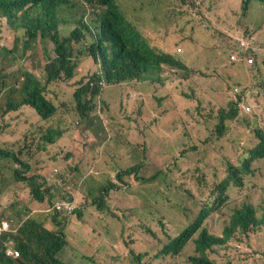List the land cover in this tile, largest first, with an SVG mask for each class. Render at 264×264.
Masks as SVG:
<instances>
[{
	"label": "rangeland",
	"instance_id": "374dc122",
	"mask_svg": "<svg viewBox=\"0 0 264 264\" xmlns=\"http://www.w3.org/2000/svg\"><path fill=\"white\" fill-rule=\"evenodd\" d=\"M116 1L125 19L147 34L151 43L180 42L182 51L175 57L186 69L161 65L159 75L149 72L139 82L131 79L114 87L106 69L89 57L92 41L81 32L82 43H73L77 63L74 78L50 86L57 102L53 116L39 121L33 108L22 106L2 118L7 103L18 105L22 101L17 87L23 80L38 78L46 85L45 67L56 68V55L54 44L40 33L28 36V24L42 16L43 9L29 10L26 23L21 26L20 22L17 29L0 26V149L13 152L30 165L27 170L13 158L0 156V224L8 225L7 232L17 233L14 229L27 219L28 212H36L34 218L39 212L40 217L46 216L50 210L47 196L42 203L33 197L39 185L50 188L46 195L51 200L52 194L72 192L76 204H83L85 197L78 191L82 183L86 187L99 184L97 188L103 192L111 184L115 188L105 193L109 211L90 205L85 224L71 219L64 231L69 241L66 249L71 250L74 242L83 245L88 256L101 249L104 255L94 253L95 257L87 256L83 264H108L117 248L108 228L125 246L124 251L143 250L147 264H187L192 242L178 258L162 255L163 259L155 260L154 255L193 222L200 209L216 206L213 202L218 196L222 206L203 224L216 236H221L232 211L245 204L254 207L256 220L264 218V159L253 161L249 172L242 169L243 160L260 142L257 131L264 130V3L255 1L242 10L243 0ZM82 17L87 21L95 18L84 4L60 8L57 22L76 23L61 24V35L70 37ZM240 42L253 46L252 66L229 61ZM96 84L101 91L92 101L93 111L80 115L67 97L82 86ZM240 86L249 87L254 106L242 107L239 100L231 103L236 101L232 99ZM229 105L240 111L233 114ZM246 106L249 111H245ZM220 112L230 114L224 117L222 127ZM177 139L186 144L182 153L168 154V147ZM140 159L144 164L134 174L125 175ZM176 159L178 166H173ZM75 166L79 172L72 171ZM16 170L26 180L16 179ZM173 171L178 176L175 180L169 175ZM231 171L241 181L229 179L224 190L216 189ZM156 174L164 190L180 187L179 201L174 200L173 191L167 193L179 207L164 202L166 194L157 195L155 207L145 206L144 182L140 180ZM141 200L145 205L140 206ZM26 205L29 209L24 211ZM15 211L17 215L10 214ZM43 226V233L57 230V225L48 221ZM121 257L122 264H132L124 252ZM210 259L215 264H264V224L253 227L248 238L235 233L225 245L213 248Z\"/></svg>",
	"mask_w": 264,
	"mask_h": 264
},
{
	"label": "trees",
	"instance_id": "16d2710c",
	"mask_svg": "<svg viewBox=\"0 0 264 264\" xmlns=\"http://www.w3.org/2000/svg\"><path fill=\"white\" fill-rule=\"evenodd\" d=\"M255 1L264 3V0H243L241 9L245 10L249 4ZM75 3L87 6L95 18L87 21L85 17H82L79 21V28L74 30L70 37L65 38L61 35L59 26L61 24L67 25L68 23L57 22L55 16L59 14L60 8L71 7ZM31 9H43L44 14L40 17L38 16L28 24V36L29 38H34L40 33L44 39L54 44L56 68L45 67L47 86L43 85L38 78L31 79V77H28L26 80H23L22 84L17 87V90L21 89L20 95H22V101L18 105L11 102L7 103L2 111V118H5L9 112L20 111L22 106L33 108L39 117V121H48L53 116L57 111V102L53 96V89L50 86L55 81H67L74 78L73 72L77 67V63L74 62L73 43H82L81 32L86 33L87 39L92 41L89 47V57L93 59L94 63L100 64L106 69L107 78L113 83L131 79L140 80L142 75L149 72H154L153 75H159L161 65H168L176 69H186L175 57L177 54L176 48H179L180 52L182 51V44L180 42L170 43L163 41L158 44L151 43L149 37H145L141 31L137 30L135 26L125 19L119 10L116 0H0V14L16 17L18 13H22L18 20L22 22L21 26L26 23L28 12ZM15 22L13 20L12 23ZM0 26L6 27L2 20H0ZM173 48H175L174 52H172ZM97 79L100 80L101 78L98 77ZM245 89L246 87L240 88L243 98L248 100L251 106H254V96L251 97L249 94H245ZM99 91L96 85H86L67 98L71 99L70 104L76 107L77 113L83 115L93 111L92 101ZM228 107L235 114L236 109L231 105ZM229 115L220 112L219 127H222L224 117ZM52 131L50 129V132ZM257 135L260 136L259 144L250 151V154L242 163V169L245 172H249V166L253 161L264 159V131H257ZM221 136H217L216 134L217 139H220ZM184 146L186 144L182 143V140L177 139L174 145L168 147V154L171 152H181ZM183 155L179 156L180 164L183 163ZM0 156L13 158L27 170L30 169L28 163L22 161L11 151L0 149ZM176 163L177 159L172 162V165L178 166ZM143 164L144 159H140L135 164L136 168L131 165V168L125 171V175L134 174ZM74 170L79 172L77 166L72 168V171ZM167 170L169 171V168ZM181 174L184 175L182 172ZM83 175L84 178H90L86 174ZM169 175L172 180L178 177L176 171L169 173ZM15 178L26 180L18 170L15 171ZM229 179L236 183L241 181V178H236V172L231 171L224 182L216 186V189L224 190ZM87 180L85 179V181ZM140 182H144L142 200L146 204L141 200L140 206L155 207L158 194H166L164 202L171 203L174 207L180 206L173 203L167 196V193L173 191L175 193L174 200L179 201L181 195L179 192L180 187L179 189L175 187L174 189L164 190L163 183L159 181L157 174L153 175L150 179L140 180ZM61 187L64 188L63 184H61ZM97 187L101 186L98 184L96 187H86L83 183L78 186V191L83 192V197L86 200L83 204H76L72 192H65L64 194L61 192L59 196L52 194L54 199L51 200L50 195H46V192H50V188H44V185H39L35 188L33 190L35 196L33 197L36 201L42 203L46 196L49 201L50 210H48L46 216L43 215L44 218L49 224L53 226L56 224L58 228L55 232L43 233L45 227L43 226L44 220H40V212L37 213L36 218L32 216L36 212H28L27 219L22 221L18 228L14 229V231H18L17 233L8 232L0 237V264H83V260L88 256L89 252L86 254L84 249H82L83 245L78 244V242L70 244L72 249L67 250L69 241L64 231L67 229V224L70 223L71 219H76L85 224L87 215L90 212L88 208L90 205L98 207L102 211H109V207L106 205L107 198H105V193L109 191L110 194V190L114 189L115 186L109 184L104 192L103 188ZM59 201L65 202L62 204L63 207L58 204ZM213 203H216V206L203 207L199 210L193 222L180 231L177 237L167 245L166 252H172V254L176 255L183 250L188 242H192L193 249L190 254H193V256L188 258L190 264H215L210 259V254H212L214 247L225 245L235 233H240L243 237L248 238L253 227H259L264 224V218L256 220L254 207L245 204L242 208L232 211L221 236H216L203 227L209 215L222 206L223 200L220 202L218 196ZM160 207L164 208V205H160ZM28 209L29 206L26 205L24 211ZM10 214L17 215V212L15 211ZM146 230L150 231L149 228ZM150 232L155 236V233ZM194 235H196L195 238H193ZM10 241L15 242V250L20 253L18 258L6 254ZM95 251V253L100 252L98 249ZM142 251L138 253L135 248H130L128 255L133 256L134 261L135 259L137 260V264H141L140 254ZM88 257L94 258L95 254L93 253ZM122 263L123 261L120 264Z\"/></svg>",
	"mask_w": 264,
	"mask_h": 264
},
{
	"label": "clouds",
	"instance_id": "9594fccd",
	"mask_svg": "<svg viewBox=\"0 0 264 264\" xmlns=\"http://www.w3.org/2000/svg\"><path fill=\"white\" fill-rule=\"evenodd\" d=\"M21 14H22L21 12L18 13L16 17H8V16H4V15L0 14V20H2L3 22H5V25H6V26H8V27L12 26L13 29H17V27L19 26V23L21 22V21H18L19 18H20V16H21ZM13 20H15L16 22H15V23H12ZM64 22H67L68 24H73V25L76 24V23H74L73 21H67V20H63V21L60 22V23H64ZM12 24H13V25H12ZM144 36H145V37H148L147 34H144ZM243 47H246V50L240 52L238 49H239V48H243ZM252 47H253V46L248 47V44H246V43H244V42H240V43L238 44V46L236 47L235 51H234L233 54H232V55H236V56H237L236 59H235V60H231V59H230V57L232 56V55H231V56L229 57V61H230V62H233V63H238V62H240V61H242V62H246V59H247V58L252 57V59H253V63H254V58H253V56L251 55V54L253 53V49H251ZM176 52H177V53H181L179 48H176ZM247 54H248V56H247ZM246 63H247V62H246ZM253 63H252V64H248V63H247V64H248L249 66H252ZM26 79H27V78H26ZM99 81H101V79H100V80L98 79V82H99ZM137 82H139V80H137ZM110 83H112L114 87L116 86V83H113V82H111V81L109 80V84H110ZM245 87L249 90V87H248V86H245ZM96 88H97L98 90L101 89L100 86H99L98 84H96ZM108 88H110V85H109ZM240 88H241V86H240ZM240 88H239V91H238V93H237V97L232 99V100H235V99H236V101H233L232 103L235 105L236 102L239 100V102H241V105H242V107H243V106H245L246 104H249V102H248V100H246V99L243 98V95H242V93H241ZM100 91H101V90H100ZM100 91H99V92H100ZM229 93L232 94V90H231V89H230ZM258 94H259V93H258ZM250 96L252 97L251 94H250ZM238 97H239V99H238ZM249 105H250V104H249ZM233 107L236 109V112L239 110L236 106H233ZM247 107H248V106H247ZM248 108H249V107H248ZM249 110H250V108H249ZM249 110H248V111H249ZM239 111H240V110H239ZM236 112H235V113H236ZM243 113H246V114H247V112H243ZM260 130H262V129H260ZM263 131H264V130H263ZM120 146H121V145H118L117 147L119 148ZM255 147H256V146H255ZM255 147H254V148H255ZM254 148H253V149H254ZM251 150H252V149H251ZM251 150H250V151H251ZM250 151H249V153H250ZM40 218H41V217H40ZM42 218H44V216H43ZM9 231H12V230H9ZM106 231H107L108 236H112V237H114V238L117 240V248L115 249L116 256H115L110 262H108V264H120L121 261H123V257H121V255L123 254V252H124V254H125V258H126V260H127V259H130L131 262H132V264H137V260L135 259V261H134L133 256L128 255V250H127V251H124V250H126V248H125V246H122V245L120 244V239H119L117 236H114L113 234L109 233L108 228H106ZM96 232H97V231H96ZM148 232L151 233L150 231H148ZM5 233H8L7 230L4 232V234H5ZM10 233H11V232H10ZM4 234H3V235H4ZM176 237H177V236H176ZM176 237H175V238H176ZM173 239H174V238H173ZM173 239H169V240L165 243V245H164L163 250L161 251V253L158 251V252L154 255L155 260L163 259V258H162V255L170 256V258H178V257L182 256L183 253H185V251H186V246L183 248V250H182L180 253H178V254H176V255L172 254V252H166L167 245H168ZM9 243H10V244H9V247H11V246L14 247V246H15V242H14V241H10ZM14 248H15V247H14ZM8 249H9V248H8ZM8 249L6 250V254H7ZM98 250H99L100 252H102L103 255L105 254L103 250H102V251H101V249H98ZM95 252H96V251H94V253H95ZM7 255H8V254H7ZM140 255H141L140 263H141V264H147V263L144 262V258L146 257L145 253H141ZM8 256H9V255H8ZM190 256H193V254H189V255L187 256V264H190L189 259H188Z\"/></svg>",
	"mask_w": 264,
	"mask_h": 264
},
{
	"label": "built area",
	"instance_id": "2783aa9c",
	"mask_svg": "<svg viewBox=\"0 0 264 264\" xmlns=\"http://www.w3.org/2000/svg\"><path fill=\"white\" fill-rule=\"evenodd\" d=\"M240 52L241 51H244V50H246V47H243V48H239L238 49ZM236 55H232L231 57H230V59L231 60H235L236 59ZM246 62L248 63V64H252L253 63V59H252V57H249V58H247L246 59ZM245 94H249L250 95V90H248L247 88L245 89ZM244 107V106H243ZM249 110V108L246 106V108H245V111H248ZM63 204V203H65L64 201H59V203L58 204ZM8 229V225L7 224H0V237L4 234V232L6 231ZM7 254L9 255V256H13L14 258H18L19 256H20V253H19V251H17V250H15V248L13 247V246H11V247H9V249H8V251H7Z\"/></svg>",
	"mask_w": 264,
	"mask_h": 264
},
{
	"label": "crops",
	"instance_id": "0c3cea01",
	"mask_svg": "<svg viewBox=\"0 0 264 264\" xmlns=\"http://www.w3.org/2000/svg\"><path fill=\"white\" fill-rule=\"evenodd\" d=\"M166 43H167V42H166ZM164 44H165V43H164ZM259 67H260V66H259ZM163 118L169 120V117H168V116H164ZM40 220H41V221L44 220V221L46 222V219H45V218H42V217H41ZM57 228H58V226H57Z\"/></svg>",
	"mask_w": 264,
	"mask_h": 264
}]
</instances>
